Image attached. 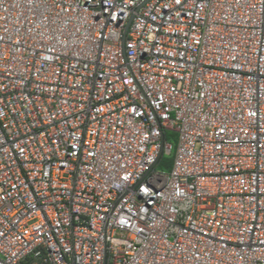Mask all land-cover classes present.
Masks as SVG:
<instances>
[{"label": "built area", "instance_id": "obj_1", "mask_svg": "<svg viewBox=\"0 0 264 264\" xmlns=\"http://www.w3.org/2000/svg\"><path fill=\"white\" fill-rule=\"evenodd\" d=\"M0 264H264V0H0Z\"/></svg>", "mask_w": 264, "mask_h": 264}, {"label": "trees", "instance_id": "obj_2", "mask_svg": "<svg viewBox=\"0 0 264 264\" xmlns=\"http://www.w3.org/2000/svg\"><path fill=\"white\" fill-rule=\"evenodd\" d=\"M173 156H174V154H171V155H163L161 157L160 161H159V165H161L162 167L170 168L172 166Z\"/></svg>", "mask_w": 264, "mask_h": 264}, {"label": "rangeland", "instance_id": "obj_3", "mask_svg": "<svg viewBox=\"0 0 264 264\" xmlns=\"http://www.w3.org/2000/svg\"><path fill=\"white\" fill-rule=\"evenodd\" d=\"M172 141L174 142V143H176V140L175 139H172ZM173 154H174V152H173ZM162 168H165V167H162L161 165H156V169H162Z\"/></svg>", "mask_w": 264, "mask_h": 264}]
</instances>
